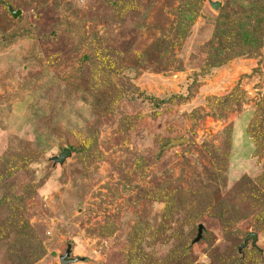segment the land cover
Instances as JSON below:
<instances>
[{"label": "rangeland", "instance_id": "1", "mask_svg": "<svg viewBox=\"0 0 264 264\" xmlns=\"http://www.w3.org/2000/svg\"><path fill=\"white\" fill-rule=\"evenodd\" d=\"M212 1L0 0V264H264V0Z\"/></svg>", "mask_w": 264, "mask_h": 264}, {"label": "water", "instance_id": "2", "mask_svg": "<svg viewBox=\"0 0 264 264\" xmlns=\"http://www.w3.org/2000/svg\"><path fill=\"white\" fill-rule=\"evenodd\" d=\"M210 5L215 9H219L220 7V3L218 2H213L212 0H210ZM9 11L11 12L12 16L15 17V18H18L20 15H21V10H17V11H14L13 9L9 8ZM187 142L186 139H180V140H175V139H172L169 143V145H167L165 147V149H169L171 148L172 146H177V145H180L182 143H185ZM71 156V150L70 149H67L66 151H64L63 153L60 154V156L58 157H54L53 158V161L55 163H60V164H63L66 159L68 157ZM203 230H204V227L203 225H200L199 226V233H198V236L197 238L195 239V243L200 241L203 237ZM252 239L253 240V245H256V242H257V234L255 233H251L245 240L244 244L241 246L240 248V251H242L248 244L249 240ZM70 253H71V250L69 249L66 253V255H64L63 257H61V263L62 264H70V263H75L77 262L79 259H70Z\"/></svg>", "mask_w": 264, "mask_h": 264}, {"label": "trees", "instance_id": "3", "mask_svg": "<svg viewBox=\"0 0 264 264\" xmlns=\"http://www.w3.org/2000/svg\"><path fill=\"white\" fill-rule=\"evenodd\" d=\"M107 61L110 63L109 59H107ZM184 98V97H183Z\"/></svg>", "mask_w": 264, "mask_h": 264}]
</instances>
